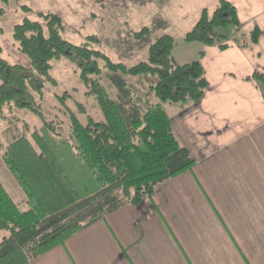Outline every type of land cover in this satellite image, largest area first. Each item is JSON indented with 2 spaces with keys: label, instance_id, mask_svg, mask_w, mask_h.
I'll return each instance as SVG.
<instances>
[{
  "label": "trees",
  "instance_id": "1",
  "mask_svg": "<svg viewBox=\"0 0 264 264\" xmlns=\"http://www.w3.org/2000/svg\"><path fill=\"white\" fill-rule=\"evenodd\" d=\"M38 16L40 21L25 19L14 27V39L28 66L5 60L0 46V114L7 107L30 112L42 120L47 133L25 125V134L5 147L0 144V159L27 199L25 205L15 203L0 181V230L9 233L0 243V264H29L125 206L151 199L158 185L190 170L196 161L176 136L163 104L200 103L209 88L204 52L199 60L180 65L173 57L172 36L159 38L147 61L128 68L92 48L95 37L82 45L63 38L60 15ZM228 26L240 29L241 22L233 4L220 0L213 16L203 10L185 41L218 45L224 51L230 37L217 29ZM249 36L252 45L258 44V29ZM63 58L73 65L102 114L101 120L89 116L86 123L74 114L69 117L73 157L98 184L88 197L77 190L52 146L55 128L46 121L41 105L46 85H57L53 63ZM100 77L111 82L117 97L96 79ZM126 77L156 81L144 96L136 94ZM251 79L264 97V73L255 72ZM66 97L61 98L63 103Z\"/></svg>",
  "mask_w": 264,
  "mask_h": 264
},
{
  "label": "crops",
  "instance_id": "2",
  "mask_svg": "<svg viewBox=\"0 0 264 264\" xmlns=\"http://www.w3.org/2000/svg\"><path fill=\"white\" fill-rule=\"evenodd\" d=\"M227 1L240 19L237 31L249 36L258 29L260 38L246 48L229 40L224 51L205 49L209 88L188 111L205 149L203 176L195 163L158 185L151 199L125 206L29 264H264V97L248 80L264 73V0H244L241 9Z\"/></svg>",
  "mask_w": 264,
  "mask_h": 264
},
{
  "label": "rangeland",
  "instance_id": "3",
  "mask_svg": "<svg viewBox=\"0 0 264 264\" xmlns=\"http://www.w3.org/2000/svg\"><path fill=\"white\" fill-rule=\"evenodd\" d=\"M234 2L240 9L244 7V0ZM219 5L220 0H9L7 3L0 0L2 57L12 64L28 66V59L20 53L19 44L14 39V27L25 19L40 21L39 13H53L63 18V38L73 44L82 45L89 37H95L96 41L92 42L91 47L105 54L115 64L130 68L147 61L150 47L159 38L172 36L175 39L173 57L178 64L184 65L199 60L202 52L205 57L206 48L219 47L185 41L186 34L199 21L203 10L207 9L211 17ZM144 29L148 31L141 38H137ZM237 30L239 29L234 26H228L219 27L217 32L229 35V40H238L242 45L246 41L251 42L250 36ZM53 66L52 75L57 85L47 84L41 100L46 121L55 128L50 136L55 139L51 140V144L59 154L67 174L75 182L77 190L83 197H88L98 190V184L93 176L82 171L80 162L73 157L69 117L74 114L82 123H86L89 116L101 120V110L95 97L87 95V89L73 65L63 58L55 61ZM96 79L112 97H117L109 80L105 77ZM126 80L137 91L136 94L144 96L151 93L149 87L156 81L151 77H126ZM65 95L67 97L63 103L61 98ZM198 104L165 103L163 108L173 120L175 134L182 146H188L196 160L198 166L193 170L203 176L202 169L206 167L203 164L205 149L201 148L202 137L193 135V130L197 132V127L191 122L193 116L188 115V111ZM25 125L32 131L37 130L45 136L47 134L39 117L24 110L5 108L0 114V144L5 147L25 134ZM183 135L189 137L184 138ZM0 181L14 202L23 205L21 201L25 194L1 159ZM7 236V231L0 230V243Z\"/></svg>",
  "mask_w": 264,
  "mask_h": 264
}]
</instances>
